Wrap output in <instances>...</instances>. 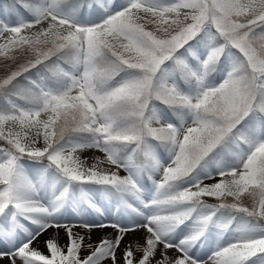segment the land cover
I'll use <instances>...</instances> for the list:
<instances>
[{
  "label": "snow or ice",
  "instance_id": "obj_1",
  "mask_svg": "<svg viewBox=\"0 0 264 264\" xmlns=\"http://www.w3.org/2000/svg\"><path fill=\"white\" fill-rule=\"evenodd\" d=\"M2 260L264 264V0H0Z\"/></svg>",
  "mask_w": 264,
  "mask_h": 264
},
{
  "label": "bare ground",
  "instance_id": "obj_2",
  "mask_svg": "<svg viewBox=\"0 0 264 264\" xmlns=\"http://www.w3.org/2000/svg\"><path fill=\"white\" fill-rule=\"evenodd\" d=\"M79 229H77V231H78ZM52 231L53 230H49L47 233H45L43 236H41L37 241H36V243L33 245L34 247H36V248H39V249H41V250H44V251H46V249H45V247H44V241L52 234ZM113 230L112 229H106L105 230V232H107V233H111ZM103 233H101V232H95L94 234H93V240H98L99 239V237L102 235ZM137 235H142V233H137ZM133 237L132 236H129L128 237V239H132ZM66 240H67V238L65 237V235H64V232H63V230H61V232H60V243L61 244H64V243H66ZM4 264H8V261L7 260H4Z\"/></svg>",
  "mask_w": 264,
  "mask_h": 264
},
{
  "label": "rangeland",
  "instance_id": "obj_3",
  "mask_svg": "<svg viewBox=\"0 0 264 264\" xmlns=\"http://www.w3.org/2000/svg\"><path fill=\"white\" fill-rule=\"evenodd\" d=\"M0 264H4V260L0 261Z\"/></svg>",
  "mask_w": 264,
  "mask_h": 264
}]
</instances>
